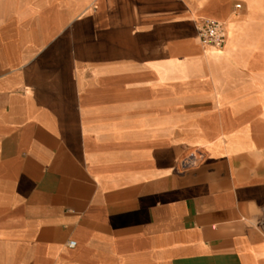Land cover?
<instances>
[{
	"label": "crops",
	"instance_id": "1",
	"mask_svg": "<svg viewBox=\"0 0 264 264\" xmlns=\"http://www.w3.org/2000/svg\"><path fill=\"white\" fill-rule=\"evenodd\" d=\"M0 264H264V0H0Z\"/></svg>",
	"mask_w": 264,
	"mask_h": 264
},
{
	"label": "built area",
	"instance_id": "2",
	"mask_svg": "<svg viewBox=\"0 0 264 264\" xmlns=\"http://www.w3.org/2000/svg\"><path fill=\"white\" fill-rule=\"evenodd\" d=\"M197 30L201 44L205 48L222 49L227 41L226 24L212 20L200 19L197 24ZM76 243H70V247H75Z\"/></svg>",
	"mask_w": 264,
	"mask_h": 264
}]
</instances>
